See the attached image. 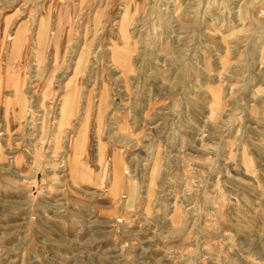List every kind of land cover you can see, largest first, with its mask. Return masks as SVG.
<instances>
[{
	"label": "rangeland",
	"instance_id": "1",
	"mask_svg": "<svg viewBox=\"0 0 264 264\" xmlns=\"http://www.w3.org/2000/svg\"><path fill=\"white\" fill-rule=\"evenodd\" d=\"M0 264H264V0H0Z\"/></svg>",
	"mask_w": 264,
	"mask_h": 264
},
{
	"label": "bare ground",
	"instance_id": "2",
	"mask_svg": "<svg viewBox=\"0 0 264 264\" xmlns=\"http://www.w3.org/2000/svg\"><path fill=\"white\" fill-rule=\"evenodd\" d=\"M82 143H83V138L81 137L79 139V142H76V144L74 145V151H75V153H77L80 150V147L82 146Z\"/></svg>",
	"mask_w": 264,
	"mask_h": 264
}]
</instances>
